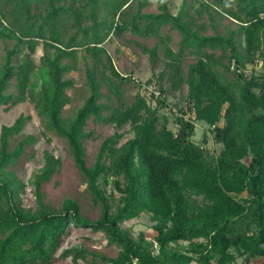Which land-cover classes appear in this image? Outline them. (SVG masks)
<instances>
[{
	"label": "trees",
	"instance_id": "trees-1",
	"mask_svg": "<svg viewBox=\"0 0 264 264\" xmlns=\"http://www.w3.org/2000/svg\"><path fill=\"white\" fill-rule=\"evenodd\" d=\"M154 2L157 11L146 13L151 0H0V41H13L0 65V106L32 105L42 128L63 139L101 210L91 221L73 200L57 211L42 202L41 185L60 167V158L47 151L31 179L34 206L20 205L24 186L7 168L35 139L27 136L9 150L27 120L17 117L0 128V264L85 260L82 248L61 250L69 225L102 231L118 248L116 257H99L103 264H250L255 257L264 264V0H182L175 14L170 0ZM204 15L228 18L235 28L221 32L210 23L212 34L206 35L207 25L198 21ZM164 27L180 36L176 51L167 34L161 41L167 81L187 88L184 109L171 114L174 129L139 93L117 107L103 103L101 93L102 81L115 92L124 83L137 86L114 69L104 43L126 32L160 37ZM79 50L92 61L83 65L86 94L64 118L74 89L68 75L77 70ZM141 50L158 58L155 48ZM186 57L193 60L183 71ZM258 64L261 72L245 76L246 66ZM151 98L165 107L161 97ZM89 120L128 125L132 136L122 143L121 134L106 137L87 165L84 144L94 139ZM196 122L221 146L213 162L207 137L192 141ZM108 180L118 193L116 204L100 187ZM142 214L154 235L133 239L119 226Z\"/></svg>",
	"mask_w": 264,
	"mask_h": 264
},
{
	"label": "rangeland",
	"instance_id": "rangeland-1",
	"mask_svg": "<svg viewBox=\"0 0 264 264\" xmlns=\"http://www.w3.org/2000/svg\"><path fill=\"white\" fill-rule=\"evenodd\" d=\"M170 1V12L175 14L179 10L182 0ZM142 11L146 13L156 12L154 0H151V4ZM198 21H204L207 25L206 35L212 34L210 23H213L221 32L224 28H235V24L228 18H219L216 16L210 21L204 15L202 20ZM160 33V37L144 38L126 32L121 36L112 35L104 43V48L112 61L114 69L122 76L130 75L135 82L134 84H137V86L131 82L124 83L120 85L118 92H115V90L107 87L106 81H102L101 93L104 95L102 102L117 107L119 100L129 104L133 100L134 95L139 93L147 99L152 107L158 110L160 115H165L168 118V127L174 129L171 114L176 113L180 107L184 109V97L187 88L186 85H182L180 88H173L171 83L167 81L169 70L165 67L166 61L162 56L163 43L161 41L167 34L170 38L169 47L173 51H176L180 36L175 31H170L166 27L162 28ZM12 44L13 41L10 40H6L4 43L0 41V65L4 55V47H10ZM141 47L149 50L155 48L158 58L152 60L150 53L143 52ZM40 55L41 49L37 47L32 56L33 60L37 62ZM192 60L186 57L183 71H186L187 64L191 63ZM65 62L70 63L68 59H65ZM91 62V59L85 56L82 50L78 51L77 70L68 75L74 81V89L69 91V95L72 96V101L62 112L64 118H69L85 97L83 65L87 63L91 66ZM243 72L247 77L252 74H258L261 72L260 64L255 66L248 65ZM107 74L109 75V72ZM113 82L118 84L117 81ZM159 88L162 89L163 94H160ZM10 91L15 93L14 89ZM156 93L157 96L165 100V107L161 108L155 99L151 98V95L156 96ZM19 116H24L27 120L24 123L21 133L10 139L8 144L9 150H12L20 140L27 136H33L35 139L32 145L24 147V153L16 163L7 168L8 171H13L17 179L24 186L19 194L20 205L24 208H32L34 206L31 179L33 174L41 166L43 152L47 151L56 154L60 158V167L48 182L41 185L40 193L42 202L51 210L57 211L65 200L70 199L78 204L81 215L91 221L97 220L101 213L100 206L93 203L92 195L88 192L83 177L75 168L63 139L42 128L41 122L29 102L25 101L14 106H10L9 104L0 106V128L3 125H11ZM206 128L207 126L204 123L196 122L192 141L199 144L205 135L207 137L205 147L211 154L209 157L210 161L213 162L214 158L219 154L221 146L213 142L208 132H206ZM87 130L91 131L94 137V139H87L84 144L87 165H91L94 162L100 143L106 137L113 133L121 134L122 138L120 139V143H122L132 136L128 125L115 128L111 125L95 124L91 120L87 122ZM100 187L105 191V195L109 197L111 203L116 204L119 196L114 190L112 183L108 180L107 184H101ZM151 226L152 223L149 220V216L142 214L136 219L122 223L119 227L135 239L140 233L146 238H151L154 235ZM73 247L82 248L87 252L85 260H78L76 263H73L71 258L67 257L54 264H103L99 257L113 258L118 253V248L112 244H108V240L102 231H92L90 227L76 228L69 225L63 237L61 250ZM93 258L96 263H92ZM240 263L241 259H237L235 264ZM250 264H261L260 258L255 257L250 261Z\"/></svg>",
	"mask_w": 264,
	"mask_h": 264
},
{
	"label": "built area",
	"instance_id": "built-area-1",
	"mask_svg": "<svg viewBox=\"0 0 264 264\" xmlns=\"http://www.w3.org/2000/svg\"><path fill=\"white\" fill-rule=\"evenodd\" d=\"M156 95H157V93H156Z\"/></svg>",
	"mask_w": 264,
	"mask_h": 264
}]
</instances>
